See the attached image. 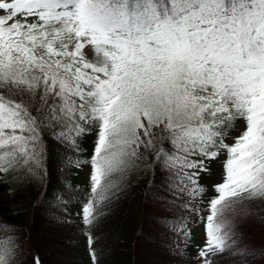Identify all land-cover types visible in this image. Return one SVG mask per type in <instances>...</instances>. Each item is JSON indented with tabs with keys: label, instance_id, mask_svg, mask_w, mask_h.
<instances>
[{
	"label": "snow or ice",
	"instance_id": "obj_1",
	"mask_svg": "<svg viewBox=\"0 0 264 264\" xmlns=\"http://www.w3.org/2000/svg\"><path fill=\"white\" fill-rule=\"evenodd\" d=\"M92 131L79 213L92 264L112 177L157 165L186 197L169 207L189 213L161 227L187 246L189 225L203 226L196 264L257 258L235 214L264 201V0H0V183L42 178L46 134L79 152ZM221 157V182L200 184ZM3 244L0 264H29L18 241Z\"/></svg>",
	"mask_w": 264,
	"mask_h": 264
},
{
	"label": "trees",
	"instance_id": "obj_2",
	"mask_svg": "<svg viewBox=\"0 0 264 264\" xmlns=\"http://www.w3.org/2000/svg\"><path fill=\"white\" fill-rule=\"evenodd\" d=\"M96 135L92 131L79 141L83 151H75L56 139L45 137L43 176H20L0 183V223L11 231L0 232V246L9 238L18 241L31 264L38 255L41 264H92L88 242L82 236L77 212L89 197L90 159ZM82 163L77 166L75 161ZM213 169V165L209 166ZM202 172L199 183L204 185ZM175 174L157 165L131 167L112 177L115 196L98 223L90 227L99 264H187L190 261L185 236L161 227L170 226L189 213L179 205L186 197L175 190ZM12 189L10 192L9 189ZM237 231L245 243L257 250V258L218 256L228 264H264V201L237 205ZM251 212L253 216L240 213ZM163 217H168L165 221ZM175 218V219H173ZM191 236L199 223L190 224ZM86 236V235H85ZM87 246H85V243ZM89 259V261H87Z\"/></svg>",
	"mask_w": 264,
	"mask_h": 264
},
{
	"label": "rangeland",
	"instance_id": "obj_3",
	"mask_svg": "<svg viewBox=\"0 0 264 264\" xmlns=\"http://www.w3.org/2000/svg\"><path fill=\"white\" fill-rule=\"evenodd\" d=\"M210 165H213V169H210V172H207V174L204 176L203 180L204 185L207 187H211L213 184L215 183H219L222 180L223 177V157H221L220 159L212 162ZM74 209L75 214H77L78 216V220H79V225L81 228V231H83V233L85 232V225L79 215L80 213V208L76 207V208H72ZM82 239H85L86 241V236L83 235ZM204 241V233H203V226L202 224H199L198 228L196 229V231L194 232V234L191 236V240L188 243V252L190 253V261L188 264H196V260L194 259L195 257V253H196V245H202ZM85 243V242H84ZM85 246L86 243H85ZM87 261H89V259H87ZM215 264H228L227 261L222 260L221 258H216L215 259Z\"/></svg>",
	"mask_w": 264,
	"mask_h": 264
}]
</instances>
